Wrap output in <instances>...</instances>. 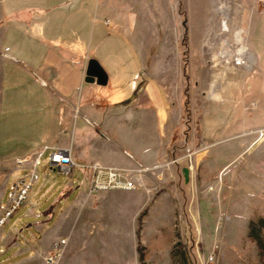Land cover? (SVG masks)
<instances>
[{"label": "rangeland", "instance_id": "rangeland-1", "mask_svg": "<svg viewBox=\"0 0 264 264\" xmlns=\"http://www.w3.org/2000/svg\"><path fill=\"white\" fill-rule=\"evenodd\" d=\"M158 1L168 25H140L146 34L138 43L149 56L155 96L171 109L181 104V120L173 128L171 112L163 153L153 162L164 172L151 166L135 189L89 192L82 169L58 173L42 155L26 199L0 229V264L34 255L35 223L54 229L50 244L63 240L56 264H264V139L245 146L207 141L197 131L199 98L229 97L253 66L247 41L264 0ZM165 39L171 57L162 73L156 63ZM242 47L249 65L233 66L230 58ZM28 170L15 167L5 177L0 166V209L13 180ZM44 254L37 253V264Z\"/></svg>", "mask_w": 264, "mask_h": 264}, {"label": "crops", "instance_id": "crops-1", "mask_svg": "<svg viewBox=\"0 0 264 264\" xmlns=\"http://www.w3.org/2000/svg\"><path fill=\"white\" fill-rule=\"evenodd\" d=\"M164 19L158 0H0V166L5 177L18 167V159L47 153L48 161L54 148H68L76 162L153 166L155 174L162 173L161 164L153 162L163 153L160 139L169 134L171 112L173 128L181 120V104L171 109L161 93L155 96L138 39L146 34L140 25L164 26ZM165 41L157 54L161 66L156 63L162 73L171 57ZM247 43L253 66L245 68L242 87H231L222 100L213 94L197 101V131L207 141L235 139L246 146L255 142L253 130L264 126V10ZM89 58L98 59L104 70L103 84L84 80ZM35 227L40 232L34 255L21 264H37V253L51 247L54 229Z\"/></svg>", "mask_w": 264, "mask_h": 264}, {"label": "built area", "instance_id": "built-area-1", "mask_svg": "<svg viewBox=\"0 0 264 264\" xmlns=\"http://www.w3.org/2000/svg\"><path fill=\"white\" fill-rule=\"evenodd\" d=\"M249 54L248 50L238 48L231 56V64L233 66L248 67ZM255 133L254 141L264 139V126L253 130ZM41 153L20 158L16 161L18 168L29 169L23 175L16 177L13 180L8 201L4 207L0 209V229L5 224L7 219L23 204L26 196L37 178L36 167L41 164ZM174 160H172L173 162ZM46 168L56 170L61 174H71L75 167L84 171L87 177V190L98 191L100 189H126L131 190L143 184L140 177L142 173H147L150 167L135 166L125 168H115L99 163L98 161L91 162H76L71 158L68 148H54L48 153V161ZM62 239L54 240L50 249L42 256L39 264H56L60 258L62 249Z\"/></svg>", "mask_w": 264, "mask_h": 264}, {"label": "water", "instance_id": "water-1", "mask_svg": "<svg viewBox=\"0 0 264 264\" xmlns=\"http://www.w3.org/2000/svg\"><path fill=\"white\" fill-rule=\"evenodd\" d=\"M84 80L87 82L95 81L97 84L105 82V72L96 59L89 58L87 60Z\"/></svg>", "mask_w": 264, "mask_h": 264}, {"label": "trees", "instance_id": "trees-1", "mask_svg": "<svg viewBox=\"0 0 264 264\" xmlns=\"http://www.w3.org/2000/svg\"><path fill=\"white\" fill-rule=\"evenodd\" d=\"M182 26H183V29H184V31H185V25H184L183 23H182ZM148 57H149V56H148ZM148 57H147V59H146V61H145V63H146L145 65H146V67H148V60H149Z\"/></svg>", "mask_w": 264, "mask_h": 264}]
</instances>
